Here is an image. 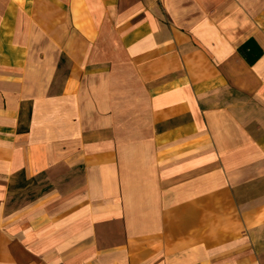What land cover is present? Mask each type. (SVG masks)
Returning a JSON list of instances; mask_svg holds the SVG:
<instances>
[{
  "label": "crops",
  "instance_id": "crops-1",
  "mask_svg": "<svg viewBox=\"0 0 264 264\" xmlns=\"http://www.w3.org/2000/svg\"><path fill=\"white\" fill-rule=\"evenodd\" d=\"M0 264H264V0H0Z\"/></svg>",
  "mask_w": 264,
  "mask_h": 264
}]
</instances>
